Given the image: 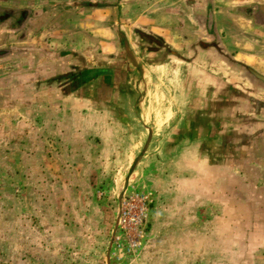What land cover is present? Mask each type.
I'll list each match as a JSON object with an SVG mask.
<instances>
[{
    "label": "crops",
    "instance_id": "crops-1",
    "mask_svg": "<svg viewBox=\"0 0 264 264\" xmlns=\"http://www.w3.org/2000/svg\"><path fill=\"white\" fill-rule=\"evenodd\" d=\"M21 2L35 16L0 40L23 53L0 59L12 71L0 76V197L27 203L24 261L109 264L137 191L151 194L147 232L124 264H264V82L249 74L264 77V0ZM33 53L50 64L34 67ZM82 65L124 70L108 90L124 83L127 109L95 110L77 95L93 84L30 73ZM21 85L46 89L20 104Z\"/></svg>",
    "mask_w": 264,
    "mask_h": 264
},
{
    "label": "rangeland",
    "instance_id": "rangeland-1",
    "mask_svg": "<svg viewBox=\"0 0 264 264\" xmlns=\"http://www.w3.org/2000/svg\"><path fill=\"white\" fill-rule=\"evenodd\" d=\"M37 54L38 53H36V55ZM45 55L40 56V54H38L37 56H33L31 61L33 62V64H34V62H36L34 67L40 66L41 64H45V63L50 64V61L45 62V61L49 60V59H47L49 57L46 58ZM47 67H48V70H47V76L48 77H46L45 75H41L39 70H37V72H35L34 71L35 69H33L30 73H31L32 77H36V79L46 78V80H48L49 77L57 79V75L62 72V70L59 69V66H57V67L55 66V68H51L50 66H47ZM2 70H5V68H3V69L0 68V76H3L4 78H8L9 74L11 75L12 71L7 72V71H2ZM15 70H18V68ZM21 70H23V69H21ZM119 70L120 69H118V71ZM1 71L3 72V75L1 74ZM121 72H122L121 77L118 80H120L122 82L126 78V73L124 70H121ZM16 75L21 76V78H22L23 72L22 73H21V71H20V73L16 72ZM26 75H28V74H26ZM46 80L44 82H46L47 85H49L50 83H48V81H46ZM20 82H22V80ZM40 87L41 88H35L32 85L31 90H30L29 88H26L23 85H21V87H19L20 90H19V95H18V97L22 100L20 102V104H29L30 102L32 103L33 101H35L34 93L37 91H43L46 89L45 86H43V87L40 86ZM102 89H104V90H102V91L100 89L92 90L90 88L89 90L87 89L84 91L82 90V92H78L77 95L84 97V98H87V99H90V102L92 103V107L95 110H113V112L116 115H118L119 113H121V110H123V107L125 109H127V105L122 104L118 99L119 94L123 93L125 91L124 83L121 84L117 88L118 90L115 92L112 99L109 97L108 86L103 85ZM30 95H32V97H29ZM138 95L139 94L135 93V95L132 96V100L134 101L135 99H137L139 97ZM93 97H95V99H93ZM115 97H117V99H115ZM24 98H29V101H25ZM39 101H37V103ZM147 127L149 128L148 125H147ZM112 144H114V143L112 142ZM124 149L125 148H117L116 150H117V153H119V152L125 153ZM127 152H129V149ZM111 154L113 156H117L114 148L111 149ZM118 178H119V176H118ZM118 178L115 181H112L113 187H119L122 185L123 181H120V179H118ZM107 197H109V199H111L112 202L115 204L114 209L116 210V206H117L119 200L121 199V197H118L116 195L115 196H107ZM107 197H106V199H107ZM26 204L27 203L25 202L24 196H22V195L21 196H11V197H8V196L0 197V264H29L28 262L24 261V257H25L24 246L25 245L22 243L23 239L21 236L25 231V228H23L25 226L24 220L27 219V215H26V213H24V209H25L24 207L26 206ZM115 210H113V213H112L111 224H113V225H114L115 218H116ZM9 219L12 220L11 221L12 225H10V226H9ZM13 219H15V221H13ZM146 232H147V230H145V233ZM18 237H19L18 241L15 242ZM114 252L115 251L113 249V253ZM114 256H115V259H114V257L111 258L109 255V264H124L125 263L124 257H123V261H119L118 257L120 255L114 254Z\"/></svg>",
    "mask_w": 264,
    "mask_h": 264
},
{
    "label": "flooded vegetation",
    "instance_id": "flooded-vegetation-1",
    "mask_svg": "<svg viewBox=\"0 0 264 264\" xmlns=\"http://www.w3.org/2000/svg\"><path fill=\"white\" fill-rule=\"evenodd\" d=\"M21 1L22 0H0V40H2V37L7 35L22 34L25 29L28 28V20L35 16V11L29 9L28 7L21 6V4L23 3ZM70 1L71 3H75L77 0ZM18 3L20 7L15 6ZM139 39L141 42L140 44L142 52L145 54H153L154 51L152 49L153 46H155V37L139 33L137 40L139 41ZM8 43L9 42L0 44V59H5L8 56L21 57L23 54L22 51L17 50L16 52L13 51V53ZM159 51L161 52V48L159 49ZM34 56H36V53L34 54ZM98 69L106 70V75L98 77V79L95 80L97 84H102V86H109L112 83V79L118 80L121 77V73L119 71H116L118 70V68L110 70L109 68L100 67ZM66 81L68 82V85L66 82L64 83V86L67 85L68 87H71L72 81L70 79ZM75 82H80V76L76 77Z\"/></svg>",
    "mask_w": 264,
    "mask_h": 264
},
{
    "label": "built area",
    "instance_id": "built-area-1",
    "mask_svg": "<svg viewBox=\"0 0 264 264\" xmlns=\"http://www.w3.org/2000/svg\"><path fill=\"white\" fill-rule=\"evenodd\" d=\"M150 193L131 191L125 195L118 212L119 235L115 240V253L123 258L135 254L145 236Z\"/></svg>",
    "mask_w": 264,
    "mask_h": 264
},
{
    "label": "trees",
    "instance_id": "trees-1",
    "mask_svg": "<svg viewBox=\"0 0 264 264\" xmlns=\"http://www.w3.org/2000/svg\"><path fill=\"white\" fill-rule=\"evenodd\" d=\"M61 59H62V57L56 56L54 59H50V60L55 61V62H61ZM66 69L67 70L65 72L68 71V73L63 74V76H58L57 80L55 78L49 77L48 80H46V81H48V83L51 84L55 81H56L55 83H60V82L62 83V81L65 82L66 80L70 79L72 81L71 85H72L73 91H74L76 89V82H75L76 77L80 76V83H81L80 87H82V86L86 87V85H89L88 83H90V84H93V86H94L93 89L97 90V88H98L101 91L104 90V89H102L103 88L102 84H99L100 85L99 87H98L97 83L95 84V80H97L98 77L106 75L105 69H88L83 65L80 68L79 67L75 68V66H74V68H66ZM58 78H60V79H58Z\"/></svg>",
    "mask_w": 264,
    "mask_h": 264
},
{
    "label": "water",
    "instance_id": "water-1",
    "mask_svg": "<svg viewBox=\"0 0 264 264\" xmlns=\"http://www.w3.org/2000/svg\"><path fill=\"white\" fill-rule=\"evenodd\" d=\"M248 73H249V72H248ZM249 74H250L251 76H253L254 78H256V79H258V80L264 82V77L259 76V75L255 74L254 72H251V71H250Z\"/></svg>",
    "mask_w": 264,
    "mask_h": 264
}]
</instances>
